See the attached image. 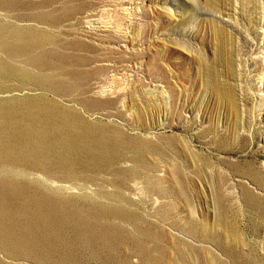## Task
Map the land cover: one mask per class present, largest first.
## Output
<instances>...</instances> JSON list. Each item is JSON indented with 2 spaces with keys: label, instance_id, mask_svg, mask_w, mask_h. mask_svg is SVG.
I'll return each mask as SVG.
<instances>
[{
  "label": "rangeland",
  "instance_id": "374dc122",
  "mask_svg": "<svg viewBox=\"0 0 264 264\" xmlns=\"http://www.w3.org/2000/svg\"><path fill=\"white\" fill-rule=\"evenodd\" d=\"M6 1L0 177L61 218L0 264H264V0Z\"/></svg>",
  "mask_w": 264,
  "mask_h": 264
},
{
  "label": "bare ground",
  "instance_id": "6f19581e",
  "mask_svg": "<svg viewBox=\"0 0 264 264\" xmlns=\"http://www.w3.org/2000/svg\"><path fill=\"white\" fill-rule=\"evenodd\" d=\"M8 5L9 3L6 0H0V8ZM3 53L10 59H14L16 58V56H21V54L27 55V52L23 47H18L17 45L12 44L5 45L3 48ZM27 62L29 65V63H32V60L29 59V61ZM45 63H47L48 66L50 64L47 62V60L44 61V59L43 61H39L37 67H39L40 69L37 68V70H41V68L46 67ZM71 142L73 143V141ZM1 151L6 153V155L2 159H0V171H3L5 169H13V167H15L13 148L4 144L0 140V152ZM36 197L37 210L31 212L28 209L29 206L27 201L29 200V198L24 189V186L16 185L15 177H0V247L5 248L8 251L7 253L14 258L15 254L19 253L18 251H16L17 247H21L27 250L36 249L37 247L46 249L48 247L47 250H49L51 243L49 244V242L45 238V235L48 234L47 230L50 228L53 220L57 219L58 217L61 218V213L56 210L58 206L54 207V205H52L53 203L57 204L60 202H53L51 199H47V197H40L38 195H36ZM15 203L17 204L16 206ZM33 231H38V233ZM33 253V258L38 259L39 257H36L37 255H35L36 252L33 251Z\"/></svg>",
  "mask_w": 264,
  "mask_h": 264
}]
</instances>
